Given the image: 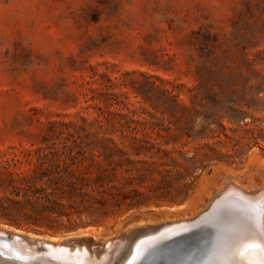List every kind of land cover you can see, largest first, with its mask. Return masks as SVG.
<instances>
[{"label": "rangeland", "instance_id": "1", "mask_svg": "<svg viewBox=\"0 0 264 264\" xmlns=\"http://www.w3.org/2000/svg\"><path fill=\"white\" fill-rule=\"evenodd\" d=\"M227 182L264 189V0H0L1 225L100 253ZM56 187L80 216L17 211Z\"/></svg>", "mask_w": 264, "mask_h": 264}, {"label": "bare ground", "instance_id": "2", "mask_svg": "<svg viewBox=\"0 0 264 264\" xmlns=\"http://www.w3.org/2000/svg\"><path fill=\"white\" fill-rule=\"evenodd\" d=\"M236 183L224 184L192 215L157 221L144 219L131 225L136 227L130 226L127 236L100 239L103 249L100 253L86 243L72 245L66 242V237L63 241L59 237L24 235L20 230L0 224V264H136L144 257L143 260L149 262L155 253L145 256L149 248L143 243H150L152 248L187 229L197 232L198 228L208 231L199 237L200 243L208 244L210 249L208 263L214 258L212 264H241V261L264 264V244L255 240L257 232L264 231L263 185L258 191L252 188V192L246 185L247 190L242 186L244 184ZM195 234L191 235L194 242L199 236ZM88 235L92 236L90 232L78 236ZM67 236L71 242L78 237L76 234ZM249 237L253 238L255 246H246Z\"/></svg>", "mask_w": 264, "mask_h": 264}, {"label": "water", "instance_id": "3", "mask_svg": "<svg viewBox=\"0 0 264 264\" xmlns=\"http://www.w3.org/2000/svg\"><path fill=\"white\" fill-rule=\"evenodd\" d=\"M148 213V212H147ZM145 214V213H144ZM89 226H85L83 229L88 228ZM90 228V227H89ZM191 229H187L182 233L174 235L173 237H169L166 241L158 243L151 248L150 243L143 245L147 246L149 249L146 252L148 254H154L155 256L149 260L139 261L136 264H201L205 261V264H212L214 258L210 259V263H208V252L209 247L208 244L200 243V236L207 234V229H196L197 232H193L195 230L190 231ZM196 235L198 233V237H196V241L194 242L192 239V234ZM74 240L79 241L78 238ZM69 241L66 239V242ZM73 241V240H72ZM209 249V250H208Z\"/></svg>", "mask_w": 264, "mask_h": 264}, {"label": "trees", "instance_id": "4", "mask_svg": "<svg viewBox=\"0 0 264 264\" xmlns=\"http://www.w3.org/2000/svg\"><path fill=\"white\" fill-rule=\"evenodd\" d=\"M58 182V181H56ZM111 183V179H108L106 184H110ZM66 186H68L70 189H72V191H77L79 190L78 195H89L91 197H96V195H99L100 197H104L105 194H110V189L109 188H103L102 190L97 188V189H92L91 192H89L87 190V188L89 187L88 183H85L84 179H81L80 181L76 182H72V181H68L66 183ZM100 186H103V184H101ZM31 188V186L29 187ZM59 188H53L52 191L50 193H45L42 196H36V197H41V199L45 200V203L42 204L41 207L35 206L33 209H27L26 207H20L18 208V212L22 213L25 210H30L32 212V214H36V213H40V214H48L50 216H55L57 218H66L69 219L74 213L77 214V216H80L81 214V210L79 209L78 204H72L70 202V200H68V203L63 202L60 199V196H58L57 191H59ZM29 189L27 191H25V195L28 193ZM37 191L39 190H33L32 195H34L35 193H37ZM15 194L18 196L20 195L21 191L20 190H16L14 191ZM61 192H65L64 190H61ZM94 192V193H93ZM90 193V194H89ZM100 202V206H104L102 205L103 202ZM87 210V209H86Z\"/></svg>", "mask_w": 264, "mask_h": 264}, {"label": "snow or ice", "instance_id": "5", "mask_svg": "<svg viewBox=\"0 0 264 264\" xmlns=\"http://www.w3.org/2000/svg\"><path fill=\"white\" fill-rule=\"evenodd\" d=\"M255 240L259 241V243L261 244H264V231H258L255 237ZM245 243H246V246H249V247L255 246V244L253 243L252 237H249ZM241 264H244V262L241 261Z\"/></svg>", "mask_w": 264, "mask_h": 264}]
</instances>
